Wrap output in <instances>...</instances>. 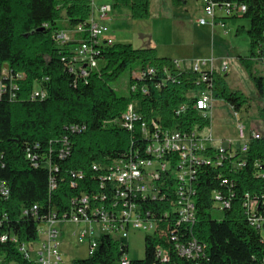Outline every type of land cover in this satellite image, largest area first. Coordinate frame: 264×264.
<instances>
[{"label": "trees", "instance_id": "16d2710c", "mask_svg": "<svg viewBox=\"0 0 264 264\" xmlns=\"http://www.w3.org/2000/svg\"><path fill=\"white\" fill-rule=\"evenodd\" d=\"M211 1L245 6L242 14L233 15L249 20L247 29H237V33L246 32L250 46V56L239 61L257 97L264 100V74L251 68L252 61L264 64V0ZM124 3L132 18L148 16L149 0ZM89 15L88 0H0V69L7 65L14 75L11 81H3L6 91L0 96V185L4 183L8 190L6 195L0 191V237L7 236L0 240V264H35L24 257L19 245L35 241L49 216H68L83 196H97L86 208L88 214L101 203L98 195L108 192L105 165L127 160L134 151L146 156L140 136L142 121L155 120L163 130L203 129L210 122L197 113L194 101L209 83L214 99H223L234 112L248 105L247 97L231 90L217 72L207 73L209 80L202 81L200 73L176 68L153 47L134 48L101 38L94 47V67L73 60L76 40L86 35L58 44L54 34L87 23ZM61 17L62 23L58 21ZM133 66L137 70L131 71L129 90L119 94L114 82ZM81 68L87 75L81 74ZM10 82L16 87L10 88ZM35 88H43L46 96L31 98ZM134 99L140 101L136 108L140 120L129 130L122 125L121 115ZM181 105L184 110L176 116ZM61 150L66 152L64 157ZM212 151L208 147L200 153ZM225 155L220 165L198 166L193 184L194 223L189 230L179 227L174 231L180 242L191 239L202 244V253L182 256L166 237L147 234L144 257L133 259L134 264H264V237L251 220L264 205V136L250 138L244 154L237 148L233 155L229 151ZM242 157L244 165L236 166ZM51 181L54 189H50ZM216 192L228 206L215 201ZM249 202L255 205L249 208ZM214 205L223 210L219 220L209 212ZM142 206L161 216L167 205L149 200ZM158 245L166 246L167 261L157 257ZM127 253V244L104 234L91 257L69 264H115Z\"/></svg>", "mask_w": 264, "mask_h": 264}, {"label": "built area", "instance_id": "2783aa9c", "mask_svg": "<svg viewBox=\"0 0 264 264\" xmlns=\"http://www.w3.org/2000/svg\"><path fill=\"white\" fill-rule=\"evenodd\" d=\"M88 2L90 15L87 23H79L71 30L58 31L54 34V39L58 44H64L68 43L70 39L75 40L76 35L85 34L86 38L76 40L77 45L73 60L82 62L85 66L94 67L96 65L93 55L94 47L99 39L103 38L105 30L103 21L107 18L111 5L104 2L98 3V0H88ZM245 9L242 4L224 3L218 5L211 0H204V14L198 19V23L200 25L209 24L213 27L218 23L216 12L220 11L219 22L224 26V18L242 14ZM105 39L108 43L112 42L110 38ZM172 62L176 68L188 70L175 63L176 61ZM208 62L210 68H201V65L205 66ZM213 64L214 59L211 58L209 61L203 60L202 64H193L189 70L200 73L202 81H208L207 73L214 71ZM3 66L7 67V70L2 73L0 69V96L6 91V84L3 81H11L14 76L7 65ZM226 66L227 64L223 63L222 70H225ZM80 72L82 75H87L85 68H81ZM15 75L19 78L23 77L18 73ZM10 85L12 89L16 87L12 82ZM210 86L209 83L206 89L197 92L194 101V108L197 113L209 122L215 100ZM131 90L134 91L135 86ZM142 92L146 93L145 89L142 88ZM45 96L46 91L43 88H35L30 94L33 99L44 98ZM183 110L184 105H181L175 111V115L179 116ZM138 120H140V116L131 102L121 115L122 125L131 130L133 124ZM209 126L201 130L196 127L189 131L163 130L155 120L148 123L142 121L140 136L144 141L143 152L146 156L137 155V151H134V156L127 160H116L105 165L108 172L104 179L106 181L105 188H108V192L98 195L100 204L93 206L88 214L86 208L93 204V199H97V196L92 199L88 196L81 197L78 206L68 216L61 218H56L55 215L49 216L43 223V227L39 228L38 238L33 242L21 243L19 250L23 252L24 257L35 264H59L61 261L59 252L61 232L56 225L70 221L75 224L88 223L92 225L94 223L98 225L97 231L89 227L88 229H81L77 233L80 243L84 241L88 243L86 258L91 257L97 250L102 235H109L119 242H124L130 230L144 231L148 235L158 233L160 236L166 237L167 241L173 244V249L182 256L191 258L202 253V244L191 239L180 242L174 235V231L179 227L189 230L194 223L196 208L193 201L195 193L193 184L197 177L198 166L201 164L220 165L226 156V151H229V155H233L235 150L231 149L234 144L232 140H226L220 146L213 147L214 138ZM72 128L77 129L74 126ZM238 135L241 140L238 147L241 154L247 151L250 138L261 137L259 132L253 130L246 134L242 124L238 125ZM208 147H213L212 154L200 153ZM65 154L64 150L60 151L61 157H64ZM244 163L245 159L242 157L236 166L241 167ZM97 166L93 164L92 167L97 169ZM103 185L104 183L100 187ZM55 186V183L51 181L50 189H54ZM0 191L3 195L7 194L8 190L4 183L0 185ZM214 199L216 202L228 206V201L223 198L221 193L216 192ZM149 200L166 202V211L161 216H157L151 210L143 208V202ZM254 203L246 204L250 208L255 205ZM251 220L253 225L262 231L264 237V205L260 211L251 215ZM6 239V235L0 237L1 241ZM30 248H32L33 254L29 252ZM156 255L161 261H167L166 246L158 245ZM115 264H134V261L127 254H123Z\"/></svg>", "mask_w": 264, "mask_h": 264}, {"label": "rangeland", "instance_id": "374dc122", "mask_svg": "<svg viewBox=\"0 0 264 264\" xmlns=\"http://www.w3.org/2000/svg\"><path fill=\"white\" fill-rule=\"evenodd\" d=\"M203 1L185 0L183 4H175L172 0H149L148 16L134 19L124 0H98V3L111 5V10L103 21L105 26L103 38H110L111 44L129 43L134 48L153 47L158 56L176 61L175 63L186 69H191L193 64H202L203 60L209 61L211 57L215 58L218 73L224 77L228 87L233 91L241 92L248 99V105L239 112H234L223 99H215L213 103L209 128L211 127L214 140L218 139L221 144L226 140H232L234 149H237L241 143L238 125H244L245 133L251 130L253 125L255 127L264 125L262 109L264 100L257 97L254 85L239 61L240 57L250 56V46L246 32L237 33V29L239 26L247 29L249 20L240 15L231 16L224 19L225 25L222 26L218 20V14L221 15V12L217 11L218 24L214 27L209 24L200 25L198 19L204 14ZM58 21L62 23L64 18L61 17ZM223 63L227 64L225 70H222ZM201 68H210V63L201 65ZM251 68L256 74H264V64L261 62L252 61ZM6 70L7 67H1L2 73ZM132 70L137 69L133 66L114 82L119 94H125L129 90L128 81ZM132 103L137 108L140 101L134 99ZM209 212L213 219L222 218L223 210L218 205H214ZM41 227L43 226L39 228ZM56 227L61 232L59 264H69L74 259L86 258L88 243L87 241L80 243L77 233L89 227L97 231L98 225L64 221ZM146 235V232L140 230L129 231L128 237L124 239V243L128 246V257L135 260L144 257ZM29 252L33 254L32 248Z\"/></svg>", "mask_w": 264, "mask_h": 264}, {"label": "crops", "instance_id": "0c3cea01", "mask_svg": "<svg viewBox=\"0 0 264 264\" xmlns=\"http://www.w3.org/2000/svg\"><path fill=\"white\" fill-rule=\"evenodd\" d=\"M203 6V5H202ZM218 16L219 17H221L220 16V14H218ZM224 19H226V18H224ZM218 20H220V18L218 19ZM223 22H224V20H223ZM218 24V23H217ZM206 25V24H205ZM223 25H225V22H224V24ZM215 26V25H214ZM213 26V27H214ZM212 59H214V64H213V68H214V71L215 72H217L218 73V68H217V64H216V59L215 58H213V57H211ZM182 67H184V66H182ZM227 67V66H226ZM185 68V67H184ZM188 69V68H187ZM219 74V73H218ZM259 128V129H258ZM255 130L256 132H259L260 134H261V136H264V125L262 126H257V127H255L254 125L252 126V128H251V130ZM251 130H249V131H247V133L246 134H248V133H250L251 132ZM239 136V135H238ZM216 143V144H215ZM220 144H221V142L218 140V139H215L214 140V142L212 143V145H213V147H218V146H220ZM231 149L232 150H234V146L232 145L231 146Z\"/></svg>", "mask_w": 264, "mask_h": 264}]
</instances>
